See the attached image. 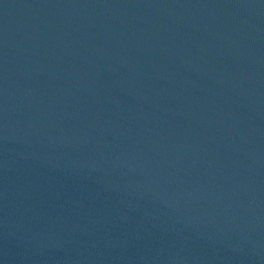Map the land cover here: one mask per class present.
<instances>
[{"label":"water","instance_id":"water-1","mask_svg":"<svg viewBox=\"0 0 264 264\" xmlns=\"http://www.w3.org/2000/svg\"><path fill=\"white\" fill-rule=\"evenodd\" d=\"M0 264H264V0H0Z\"/></svg>","mask_w":264,"mask_h":264}]
</instances>
